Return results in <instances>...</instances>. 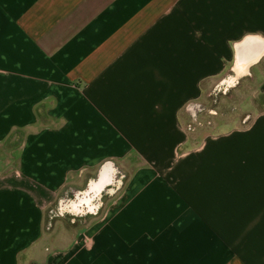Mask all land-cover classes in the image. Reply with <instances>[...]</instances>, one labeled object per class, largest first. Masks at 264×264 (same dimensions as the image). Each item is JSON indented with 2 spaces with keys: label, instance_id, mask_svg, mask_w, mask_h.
<instances>
[{
  "label": "crops",
  "instance_id": "0c3cea01",
  "mask_svg": "<svg viewBox=\"0 0 264 264\" xmlns=\"http://www.w3.org/2000/svg\"><path fill=\"white\" fill-rule=\"evenodd\" d=\"M249 34L264 0H0V264H264V113L194 130L184 113ZM107 161L121 192L47 235Z\"/></svg>",
  "mask_w": 264,
  "mask_h": 264
},
{
  "label": "water",
  "instance_id": "95a60500",
  "mask_svg": "<svg viewBox=\"0 0 264 264\" xmlns=\"http://www.w3.org/2000/svg\"><path fill=\"white\" fill-rule=\"evenodd\" d=\"M234 63L220 81L224 94L236 90L245 80L254 79V69L264 62V36L249 34L233 43ZM193 107H190V111ZM127 175L113 161L105 162L89 177L84 188H69L59 199L61 216L98 217L108 200L113 199L124 188Z\"/></svg>",
  "mask_w": 264,
  "mask_h": 264
},
{
  "label": "rangeland",
  "instance_id": "374dc122",
  "mask_svg": "<svg viewBox=\"0 0 264 264\" xmlns=\"http://www.w3.org/2000/svg\"><path fill=\"white\" fill-rule=\"evenodd\" d=\"M258 76L264 77V62L254 70V79L245 80L236 90L231 92L235 97L234 101H229L228 99L223 98L219 103L209 104V106H213L219 111V115L203 118L202 122L201 120L199 121L205 125L208 123H214L212 126H215L216 122L221 124L225 122H235L236 126H248L255 119V117L264 113V92L261 91ZM235 110L236 112H234ZM223 114L231 115L223 116ZM85 185L83 187H79L78 189L84 188ZM59 226L69 232V234L65 236L66 239H68L73 236V233L77 228L84 225H73L67 220L58 219L50 229L45 228L46 234L51 237L62 234L63 232Z\"/></svg>",
  "mask_w": 264,
  "mask_h": 264
},
{
  "label": "trees",
  "instance_id": "16d2710c",
  "mask_svg": "<svg viewBox=\"0 0 264 264\" xmlns=\"http://www.w3.org/2000/svg\"><path fill=\"white\" fill-rule=\"evenodd\" d=\"M222 78L217 80L213 84V86L209 89L208 94H207V103H205V104H197V103L189 104L185 108L184 113H187L190 116V118L192 119V122L194 123V125L188 126L189 130H194V129H197L198 126H201V122L199 121V119L202 116L209 118L212 116L219 115V111L215 107L209 106L210 103H213V104L219 103L221 101V99H223V98H226L229 101L235 100V97L233 96V94L231 92L226 94V95L224 94L223 88L220 86V81L222 80ZM190 107H193V109L191 111L187 110V108L189 109ZM234 112H236V110ZM229 115H231V114H226V115L223 114V116H229ZM21 142H22L21 134L18 132H15L7 140V142L4 144L3 148H4V150L16 149L21 145ZM11 169H12V162L7 157H5V156L1 157L0 156V173L5 175V174L9 173L11 171ZM91 176H93V175H88L87 178H89ZM69 188H71V187H66L61 192V194L59 195L57 201L46 210L45 226L47 229H50L54 225L55 221L58 219L67 220L73 225H86L92 219V217H90V216H86L83 218H71L68 215L61 216V214L59 212L58 202H59V199L61 197H63L65 192L67 190H69Z\"/></svg>",
  "mask_w": 264,
  "mask_h": 264
},
{
  "label": "flooded vegetation",
  "instance_id": "af4514ba",
  "mask_svg": "<svg viewBox=\"0 0 264 264\" xmlns=\"http://www.w3.org/2000/svg\"><path fill=\"white\" fill-rule=\"evenodd\" d=\"M86 216H88V215H81V216H78V217H72V216H70L71 218H83V217H86Z\"/></svg>",
  "mask_w": 264,
  "mask_h": 264
}]
</instances>
